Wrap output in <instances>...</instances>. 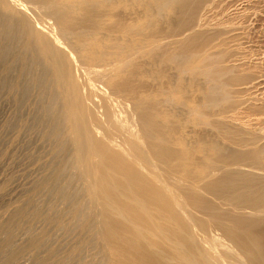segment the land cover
<instances>
[{
	"label": "bare ground",
	"instance_id": "obj_1",
	"mask_svg": "<svg viewBox=\"0 0 264 264\" xmlns=\"http://www.w3.org/2000/svg\"><path fill=\"white\" fill-rule=\"evenodd\" d=\"M237 2L0 0V101L19 98L14 130L34 102L51 157L0 216L6 230L29 212L18 240L37 251L15 264H42L51 234L70 264H264L262 153L224 21Z\"/></svg>",
	"mask_w": 264,
	"mask_h": 264
},
{
	"label": "rangeland",
	"instance_id": "obj_2",
	"mask_svg": "<svg viewBox=\"0 0 264 264\" xmlns=\"http://www.w3.org/2000/svg\"><path fill=\"white\" fill-rule=\"evenodd\" d=\"M232 7L230 10H226V14H224L225 16L232 15L231 18L230 16L224 18L225 24H231L230 26L227 25L230 29V32L228 33L229 36L227 35L230 40L228 39L227 45L228 47L231 45L234 46L229 48L233 54L229 63H234L239 60V64L238 62H235L237 65L236 70L238 71V74L240 73V76H245L247 78V80L241 83H250L242 90H237L235 100L238 102H244L248 106H246L247 109L245 108L246 110H244V114L241 115L244 118L243 120H245L248 129L246 138L251 146L254 148L256 147L255 149L262 153L259 159L261 160V166L263 165L264 167V0H238L235 6ZM48 19L54 23L50 17ZM229 19H231L230 22ZM213 22L216 21L213 19ZM257 80L258 82H256ZM168 87L172 88V85ZM203 92H205L204 86L196 89V93L202 94ZM14 95L15 93H9L0 101V181L2 180L0 182V216H6L7 211L10 208L14 206L20 207L29 199L31 196L30 188L33 184L30 182L29 177L33 175L36 169L45 167L46 161L51 159L50 156L49 158L47 157L48 159L46 157L45 159H42V157H38L39 155L37 154L38 146L42 144L41 140L43 139L41 138L42 136H40L41 133L39 134L37 131L35 132V130L29 126L33 122L31 116L33 113L34 102L31 103V100L30 102H27L28 106L25 109L27 112L24 113L25 119H22L23 114L18 111V104H16L19 98ZM16 113L20 114V117H22L21 120L24 121H19L20 123L18 122V126H15L16 130H14L12 123H14L13 120L17 115ZM9 124H11L12 130L9 128ZM31 129H33L35 134ZM35 142L36 144H33ZM31 144L33 145L30 146ZM43 160L46 161L44 162ZM260 168L259 170H261V173H264V168ZM24 198L27 200L25 201ZM22 212L15 219L17 225L13 224L11 228L6 230H3L0 227V233L5 231L4 233H7V235L9 234L8 236L11 238L13 236V238H10L9 240L12 248L16 250L12 255L13 257H11V264L16 263L17 255H23L26 253L33 256L37 251V249L34 250L25 247L24 244L18 240L22 232L31 228L32 225V223L20 220L24 216L29 215L28 211L23 210ZM40 213V211H37L35 214L36 216H41ZM1 224L2 223H0V225ZM46 231L47 229L42 232L44 236ZM1 234L2 236H5L3 233ZM51 235L45 236L46 240H42V242H47V237L55 241L53 234ZM50 239L48 240L51 248H49V256H46L44 260L42 259V264H54L55 254L60 258L58 264H70L71 262H69V258L72 250L66 236L58 239L59 241L57 240L55 243L54 241H50ZM13 241H15V243L17 241L18 245L17 243L14 244ZM1 242L2 240L0 238V246ZM52 242L54 244H51ZM19 250H21V252ZM3 251L5 253V249L0 248V254L3 253ZM51 255H53L52 259H54V261L50 259ZM6 258L7 257L4 255L1 261Z\"/></svg>",
	"mask_w": 264,
	"mask_h": 264
}]
</instances>
